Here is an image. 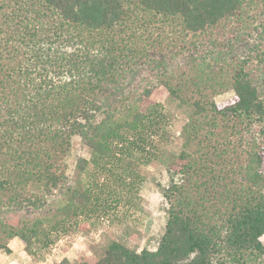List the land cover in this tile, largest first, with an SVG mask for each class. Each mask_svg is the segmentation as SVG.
I'll return each instance as SVG.
<instances>
[{"label": "trees", "instance_id": "16d2710c", "mask_svg": "<svg viewBox=\"0 0 264 264\" xmlns=\"http://www.w3.org/2000/svg\"><path fill=\"white\" fill-rule=\"evenodd\" d=\"M161 91L185 119L177 150ZM76 137L91 158L70 179ZM136 153L172 175L158 247L57 264H264V0H0V250L89 233L84 171Z\"/></svg>", "mask_w": 264, "mask_h": 264}, {"label": "rangeland", "instance_id": "374dc122", "mask_svg": "<svg viewBox=\"0 0 264 264\" xmlns=\"http://www.w3.org/2000/svg\"><path fill=\"white\" fill-rule=\"evenodd\" d=\"M232 90L219 94L217 101L231 97ZM155 99L165 106V130L161 133L160 145L177 150L181 143V126L185 119L174 105L167 103V94L161 91ZM154 145V144H152ZM151 149L147 148V153ZM145 156L149 154H145ZM91 158V152L76 137L72 154L69 157L70 179L76 176V158ZM140 153L134 155L136 165L127 167L124 161L104 170L102 175L94 173L90 167L83 173L84 182H88L98 194L96 204L100 209L96 225L89 233L69 229L67 235L59 237L49 247L28 254L19 238L10 241L11 252L0 250V264H57L64 257L72 262L95 261L104 252L112 239L141 251L144 248L155 250L165 230L168 218V202L163 194L172 181L171 173L162 164H156L147 157L139 160ZM139 161H138V160ZM97 175V176H96ZM174 180H179L175 176ZM22 215V211H20ZM264 242V235L262 236Z\"/></svg>", "mask_w": 264, "mask_h": 264}, {"label": "crops", "instance_id": "0c3cea01", "mask_svg": "<svg viewBox=\"0 0 264 264\" xmlns=\"http://www.w3.org/2000/svg\"><path fill=\"white\" fill-rule=\"evenodd\" d=\"M15 240V238L14 239H12L11 241L13 242Z\"/></svg>", "mask_w": 264, "mask_h": 264}]
</instances>
